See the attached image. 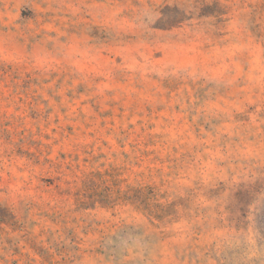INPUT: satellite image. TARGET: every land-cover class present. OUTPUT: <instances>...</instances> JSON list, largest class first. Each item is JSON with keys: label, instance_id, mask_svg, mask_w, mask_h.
<instances>
[{"label": "rangeland", "instance_id": "obj_1", "mask_svg": "<svg viewBox=\"0 0 264 264\" xmlns=\"http://www.w3.org/2000/svg\"><path fill=\"white\" fill-rule=\"evenodd\" d=\"M0 264H264V0H0Z\"/></svg>", "mask_w": 264, "mask_h": 264}]
</instances>
